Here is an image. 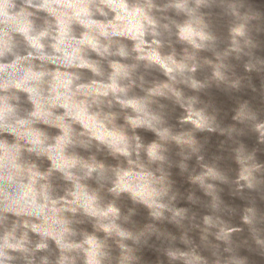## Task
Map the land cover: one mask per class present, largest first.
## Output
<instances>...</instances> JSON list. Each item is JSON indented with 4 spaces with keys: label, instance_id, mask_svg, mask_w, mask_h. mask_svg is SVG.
<instances>
[{
    "label": "clouds",
    "instance_id": "9594fccd",
    "mask_svg": "<svg viewBox=\"0 0 264 264\" xmlns=\"http://www.w3.org/2000/svg\"><path fill=\"white\" fill-rule=\"evenodd\" d=\"M0 264H264V0H0Z\"/></svg>",
    "mask_w": 264,
    "mask_h": 264
}]
</instances>
